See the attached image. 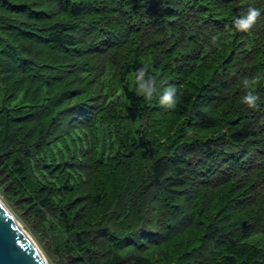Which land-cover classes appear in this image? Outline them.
I'll use <instances>...</instances> for the list:
<instances>
[{
  "label": "trees",
  "instance_id": "obj_1",
  "mask_svg": "<svg viewBox=\"0 0 264 264\" xmlns=\"http://www.w3.org/2000/svg\"><path fill=\"white\" fill-rule=\"evenodd\" d=\"M0 192L58 264H264V0H0Z\"/></svg>",
  "mask_w": 264,
  "mask_h": 264
},
{
  "label": "water",
  "instance_id": "obj_2",
  "mask_svg": "<svg viewBox=\"0 0 264 264\" xmlns=\"http://www.w3.org/2000/svg\"><path fill=\"white\" fill-rule=\"evenodd\" d=\"M0 264H49L31 235L1 198Z\"/></svg>",
  "mask_w": 264,
  "mask_h": 264
},
{
  "label": "clouds",
  "instance_id": "obj_3",
  "mask_svg": "<svg viewBox=\"0 0 264 264\" xmlns=\"http://www.w3.org/2000/svg\"><path fill=\"white\" fill-rule=\"evenodd\" d=\"M261 16V12L258 8L249 6L247 11L236 18L234 26L239 31H250L257 23L258 18ZM144 72L141 70L136 75V81L139 82L140 92L144 95L145 99H152L155 94V85L150 82L143 80ZM251 81L248 79L244 80L245 88L247 89L246 94L243 96V104L250 109H255L259 106L260 97L252 92L248 85ZM160 103L169 109H173L177 105L176 89L169 87L164 91L163 96L160 98Z\"/></svg>",
  "mask_w": 264,
  "mask_h": 264
},
{
  "label": "rangeland",
  "instance_id": "obj_4",
  "mask_svg": "<svg viewBox=\"0 0 264 264\" xmlns=\"http://www.w3.org/2000/svg\"><path fill=\"white\" fill-rule=\"evenodd\" d=\"M0 198L2 201L9 207V209L13 212L11 209V200L0 192ZM14 213V212H13ZM26 213H29L26 212ZM15 214V213H14ZM16 217L19 219L18 215L15 214ZM24 220L19 219L23 227L26 229V231L31 235V237L35 240V242L38 244L40 249L43 251L45 254L49 264H58L57 260L55 257H53V252H51L50 247L48 246V243L45 240V236L41 234V230L38 228V222L36 219L32 218H26L22 217Z\"/></svg>",
  "mask_w": 264,
  "mask_h": 264
},
{
  "label": "bare ground",
  "instance_id": "obj_5",
  "mask_svg": "<svg viewBox=\"0 0 264 264\" xmlns=\"http://www.w3.org/2000/svg\"><path fill=\"white\" fill-rule=\"evenodd\" d=\"M34 240V239H33ZM35 241V240H34ZM36 243V242H35ZM38 249L40 250L41 254L46 258L45 254L43 253V251L40 249V247L38 246V244L36 243ZM47 259V258H46ZM48 261V260H47Z\"/></svg>",
  "mask_w": 264,
  "mask_h": 264
}]
</instances>
